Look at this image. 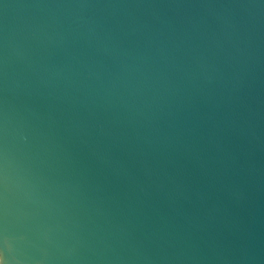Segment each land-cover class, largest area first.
Returning <instances> with one entry per match:
<instances>
[{"label":"water","instance_id":"1","mask_svg":"<svg viewBox=\"0 0 264 264\" xmlns=\"http://www.w3.org/2000/svg\"><path fill=\"white\" fill-rule=\"evenodd\" d=\"M5 264H264V0H0Z\"/></svg>","mask_w":264,"mask_h":264},{"label":"snow or ice","instance_id":"2","mask_svg":"<svg viewBox=\"0 0 264 264\" xmlns=\"http://www.w3.org/2000/svg\"><path fill=\"white\" fill-rule=\"evenodd\" d=\"M0 264H5V262L2 258H0Z\"/></svg>","mask_w":264,"mask_h":264}]
</instances>
